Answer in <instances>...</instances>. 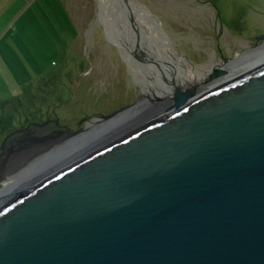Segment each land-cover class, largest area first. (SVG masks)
Returning <instances> with one entry per match:
<instances>
[{"label": "water", "instance_id": "obj_1", "mask_svg": "<svg viewBox=\"0 0 264 264\" xmlns=\"http://www.w3.org/2000/svg\"><path fill=\"white\" fill-rule=\"evenodd\" d=\"M79 152L0 153V264H264V61Z\"/></svg>", "mask_w": 264, "mask_h": 264}, {"label": "rangeland", "instance_id": "obj_2", "mask_svg": "<svg viewBox=\"0 0 264 264\" xmlns=\"http://www.w3.org/2000/svg\"><path fill=\"white\" fill-rule=\"evenodd\" d=\"M117 2L0 0V153L6 158L11 149L17 159L31 157L12 180L68 139L75 140L69 149L77 147L75 157L80 156L86 121L104 124L140 105L145 85L156 93H178L176 79L207 67L209 78L229 62L263 50L264 0ZM146 13L151 19L140 29L136 20H146ZM180 99L181 94L176 102ZM50 124L61 131L46 134ZM104 131L106 139L83 153L115 137L110 128Z\"/></svg>", "mask_w": 264, "mask_h": 264}, {"label": "bare ground", "instance_id": "obj_3", "mask_svg": "<svg viewBox=\"0 0 264 264\" xmlns=\"http://www.w3.org/2000/svg\"><path fill=\"white\" fill-rule=\"evenodd\" d=\"M119 1H121V0H118L117 4L118 3L119 4L122 3V2L120 3ZM101 2H102V0H101ZM131 4H132V1H131ZM104 6L105 5H103V3H102V5L100 6V10L101 9L104 10ZM133 7H134L133 8L134 10L137 9L136 6H133ZM144 10L147 11L146 9H144ZM133 17H134V19L135 18L137 19V15L136 14H134ZM141 17H142V15H141ZM141 17H139V18H141ZM146 17H147V19H146ZM146 17H144L146 20H144L142 18L136 20V23H137V25L139 26L140 29L141 28L143 29V28L147 27V26H145L144 21L146 22V21H149L151 19L149 13H146ZM125 20H127V19H125ZM126 24L129 27H131V25H129V23H128V20H127ZM128 26H126L127 29H129L128 31L132 32V27L129 28ZM122 37H124V36H122ZM129 44H130L131 48L134 47L132 41ZM261 49H263V50H261V52L259 51L257 53L258 55H252L250 57L246 56V55H243L242 58L244 57V59L236 60V61H233V62H229L226 65V72L225 73H219V74H215V75L212 74L208 78L207 77V74H208L207 71H208L209 68L207 67L205 69L204 68L200 69L197 74L187 76L183 80L176 79L177 80V84H178L177 85L178 86L177 87L178 88L177 89L178 93L165 92V91H159V92L156 93V92H154V90H152L153 88L149 87V86H152L151 84L150 85H145L144 86V96L147 97L149 95H152V96H154L152 98H154L155 100H153L151 98H145L144 97V99L141 100L140 105H134V107L132 106L131 110L124 109V111L120 112L119 115H117V117L115 116V118H113V119H111V120H109L107 122L108 126L106 125V123L101 124V126L99 128V129H101V127H102V129L100 131V134L96 135L94 133L95 131L93 130L94 126L98 127L97 123L95 124L94 121L88 122L85 119V121L87 122V125L85 126L84 132H82L81 135L87 136L86 140L88 139L89 136H91V134L92 135L95 134V135L92 136V137H94L92 140L88 139V142L87 141L85 142L84 146L82 147V149L80 151L85 150L92 143L99 142V141L103 140L105 138L104 136H106V134H109L107 132H103L105 129L109 130V128H110V134H113V133L115 134L116 133L115 136H119L122 133L128 131L129 129L135 127L136 125L142 123L141 120H143L146 117H148V115L153 114L155 116V114L160 112V110L165 111L168 108H170V107L174 106L175 104H177L180 100L178 102H176V100H177V98L179 97L180 94L183 97H187V96H190V95L194 96V95H196L195 93L201 91L200 89L204 88L205 85H207L205 88L208 89L209 88L208 84L213 82L214 79H215V82L213 84L215 85L217 83L222 82L223 80H226L228 78H231V77H233L235 75H238V74L248 70L249 68H251L252 66H254V65H256V64H258L260 62H263L264 61V45L262 46ZM130 55L132 56L131 53H130ZM148 57H150V55ZM133 59H135V58H133ZM130 66H131L132 70H135V66L134 65L130 64ZM132 70H130V71H132ZM132 72L134 73L135 71H132ZM158 78H159V76H158ZM202 91H204V90H202ZM163 111H161V112H163ZM84 123H83V125H85ZM87 130H89V132H87ZM39 145H41V144H39ZM77 152H75V151L72 152V150H71L69 154H65L66 155L65 157H61L60 154L55 155L54 158H52L51 160L50 159L44 160L45 161L44 164L42 162L36 164L35 166H34V163L30 164L29 166H27V167H29L28 168L29 170L26 169L25 172L21 171V170H20V172H16L19 175V177L16 176L15 180H12L11 179L12 177H10L7 180L8 183H9V186H7V187H9L8 191L9 190L20 189L21 186L22 187L24 186L23 184H28V183L33 182L35 179H38L43 174L42 172L45 171L44 167H47V169H48V166L52 165V166H54L56 168L58 166L56 164H54V163H58L60 158L64 159V160L71 159L73 156H75V154ZM64 153H66V152H64ZM28 158H29V160L31 159V157H29V156H28ZM25 160L27 161V158ZM18 161L19 160H17L16 162H18Z\"/></svg>", "mask_w": 264, "mask_h": 264}, {"label": "flooded vegetation", "instance_id": "obj_4", "mask_svg": "<svg viewBox=\"0 0 264 264\" xmlns=\"http://www.w3.org/2000/svg\"><path fill=\"white\" fill-rule=\"evenodd\" d=\"M50 126V128L46 131V134H48V135H51V134H54V132H59V131H61V129H59V127H56V126H54L53 124H50L49 125ZM62 130H64L63 128H62ZM14 132V131H13ZM21 133L20 132H18V133H16V134H14L15 136H18V135H20ZM19 137V139L21 138V136H18ZM18 137H17V139H18ZM12 138V135L11 136H9V139H11ZM12 141H17V140H15L14 138L12 139ZM11 142V141H10Z\"/></svg>", "mask_w": 264, "mask_h": 264}]
</instances>
